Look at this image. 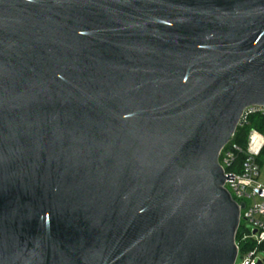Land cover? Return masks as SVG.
<instances>
[{
	"label": "water",
	"instance_id": "obj_1",
	"mask_svg": "<svg viewBox=\"0 0 264 264\" xmlns=\"http://www.w3.org/2000/svg\"><path fill=\"white\" fill-rule=\"evenodd\" d=\"M251 106L264 0H0V264H235Z\"/></svg>",
	"mask_w": 264,
	"mask_h": 264
},
{
	"label": "built area",
	"instance_id": "obj_2",
	"mask_svg": "<svg viewBox=\"0 0 264 264\" xmlns=\"http://www.w3.org/2000/svg\"><path fill=\"white\" fill-rule=\"evenodd\" d=\"M255 115L264 118V106L246 108L237 129L246 126L250 117ZM234 136L220 151L218 157L224 174L226 176L234 175V181H226L224 188L238 205L245 204L244 209L240 210L239 227L242 221H245L251 227V232L245 233L243 240L250 239L256 246H260L264 243V180L261 179V170L264 167L258 164L257 159L264 150V132L252 129L248 133L245 148L233 142ZM257 254L258 248L256 247L240 258L238 247L237 260L241 259L239 264H258ZM237 260L235 264H237Z\"/></svg>",
	"mask_w": 264,
	"mask_h": 264
},
{
	"label": "trees",
	"instance_id": "obj_3",
	"mask_svg": "<svg viewBox=\"0 0 264 264\" xmlns=\"http://www.w3.org/2000/svg\"><path fill=\"white\" fill-rule=\"evenodd\" d=\"M252 129L264 132V118L258 115L250 117L249 122L246 126L239 127L236 130L233 142L240 147L245 148L248 133ZM257 162L261 167H264V150L260 157L257 159ZM246 232L247 231L245 230H241L240 226L236 235V243L239 247V257L241 258L247 252L256 249V247L258 248V252L264 253V243L260 246H256V244L250 239L243 240V236Z\"/></svg>",
	"mask_w": 264,
	"mask_h": 264
},
{
	"label": "rangeland",
	"instance_id": "obj_4",
	"mask_svg": "<svg viewBox=\"0 0 264 264\" xmlns=\"http://www.w3.org/2000/svg\"><path fill=\"white\" fill-rule=\"evenodd\" d=\"M261 179L264 180V168L261 170ZM241 230H245V231H247L246 234H249L251 232V227L245 221H242ZM240 261H241V259L239 258L237 260V264H239ZM256 261L257 262H259V261L264 262V253L258 252V254L256 255Z\"/></svg>",
	"mask_w": 264,
	"mask_h": 264
}]
</instances>
